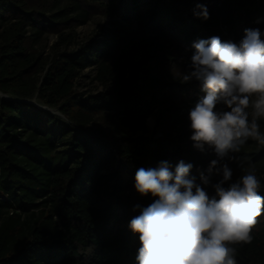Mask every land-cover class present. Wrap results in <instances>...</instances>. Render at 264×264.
Returning <instances> with one entry per match:
<instances>
[{
    "label": "trees",
    "instance_id": "obj_1",
    "mask_svg": "<svg viewBox=\"0 0 264 264\" xmlns=\"http://www.w3.org/2000/svg\"><path fill=\"white\" fill-rule=\"evenodd\" d=\"M198 4L209 19L194 15ZM95 14L119 19L100 39L44 55V37L68 45ZM257 28L264 33V0H0V264H137L139 235L128 225L157 197L141 196L135 175L162 161L173 172L191 164L189 178L215 196L222 177L205 185L201 175L218 158L194 146L180 107L206 93L183 74L195 42L239 44ZM88 67L97 89L79 91ZM32 97L46 108L22 99ZM225 163V187L255 169L264 196V146L249 139ZM251 235L231 245L237 264H264V212Z\"/></svg>",
    "mask_w": 264,
    "mask_h": 264
},
{
    "label": "clouds",
    "instance_id": "obj_2",
    "mask_svg": "<svg viewBox=\"0 0 264 264\" xmlns=\"http://www.w3.org/2000/svg\"><path fill=\"white\" fill-rule=\"evenodd\" d=\"M197 9V18L209 19L204 5ZM192 47L193 70L182 81L196 79L206 95L189 111L190 139L200 150L212 148L218 158L210 162L209 175H201L203 183L210 184L212 175L222 179L212 185L215 196L209 197L189 178L191 164L180 161L174 172L166 161L155 169H138L136 191L157 199L128 225L139 235L137 264H237L231 245L251 243L252 228L264 212L255 169L225 187L233 173L228 164H220L249 139L264 146L257 123L264 119V33L245 29L239 44L213 36ZM218 104L226 110H217Z\"/></svg>",
    "mask_w": 264,
    "mask_h": 264
},
{
    "label": "rangeland",
    "instance_id": "obj_3",
    "mask_svg": "<svg viewBox=\"0 0 264 264\" xmlns=\"http://www.w3.org/2000/svg\"><path fill=\"white\" fill-rule=\"evenodd\" d=\"M115 19H119V18L115 16L110 17L108 15L95 14L93 15L91 19L86 21L84 24H80L74 28L73 30L74 34H73L70 44L68 45L60 44L56 48L53 47L52 45L56 40V35L54 33H51V34H48L46 37H44V39L42 40L40 44V48L43 50L44 55H47L49 58L53 57L54 55L58 53L76 49L82 42L100 39L102 37V32H101L102 27H110L111 21ZM93 75H94L93 67H88L81 73V75L77 79V87L79 91H87V90L93 91L97 89V86H98L97 83L92 80ZM22 99L32 102L36 104L38 107L46 108L45 106H42L39 103H37L34 97L22 98ZM180 107L182 109V112L187 114V117H188L189 111L191 110V108H193L191 106L188 107V105L186 104H181ZM50 110L53 111L54 113H57V111L53 108H50ZM217 110H226V108L224 105L218 104ZM248 111L251 114L252 110L249 109ZM153 124H154L153 119L149 118L148 126L150 129L153 127Z\"/></svg>",
    "mask_w": 264,
    "mask_h": 264
},
{
    "label": "water",
    "instance_id": "obj_4",
    "mask_svg": "<svg viewBox=\"0 0 264 264\" xmlns=\"http://www.w3.org/2000/svg\"><path fill=\"white\" fill-rule=\"evenodd\" d=\"M0 96L3 97V98H8L6 95L1 94V93H0ZM42 108H44V107H42Z\"/></svg>",
    "mask_w": 264,
    "mask_h": 264
}]
</instances>
